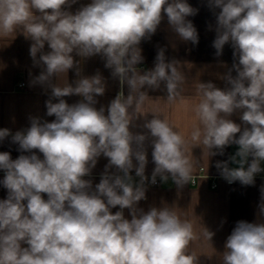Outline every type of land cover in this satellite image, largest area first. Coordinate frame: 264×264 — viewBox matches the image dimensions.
<instances>
[{
    "label": "clouds",
    "instance_id": "1",
    "mask_svg": "<svg viewBox=\"0 0 264 264\" xmlns=\"http://www.w3.org/2000/svg\"><path fill=\"white\" fill-rule=\"evenodd\" d=\"M77 2L0 0V38L19 32L32 41L30 56L41 71L30 86L51 90L46 115L55 117L52 122L29 117L30 127L15 134L0 129V141L11 136L22 153L13 160L9 152H0L5 172L0 183L8 192L0 200V264H198L190 244L201 237L210 243L215 233L201 224L197 232L175 207L145 212L138 204L146 199L147 183L155 184L157 177L163 182L170 177L178 188L190 182L198 169L194 147L208 157L238 146L215 165L229 184L252 186L264 172V0H207L216 17L215 56L230 44L234 60L222 77L224 89L211 81L195 85L198 99L191 111L197 123L187 135L158 109L146 111L151 98L142 90H158L163 83L166 102L183 103L187 82L180 62L167 61L160 48L152 69L141 73L137 65L144 60L139 45L155 34L164 16L181 40L197 45V29L187 18L198 9L187 0H91L70 11ZM95 55L129 89L107 109L95 107L106 90L104 77L81 74L82 61ZM70 69L77 76L71 83ZM73 95L82 99L69 104L64 97ZM234 113L240 123L230 118ZM140 117L144 122L137 125ZM137 127L146 131L131 130ZM149 143L155 164L150 180L145 175ZM101 155L108 163L93 188L84 177ZM260 192L264 216V185ZM224 247L222 264H264V223L237 221Z\"/></svg>",
    "mask_w": 264,
    "mask_h": 264
},
{
    "label": "crops",
    "instance_id": "2",
    "mask_svg": "<svg viewBox=\"0 0 264 264\" xmlns=\"http://www.w3.org/2000/svg\"><path fill=\"white\" fill-rule=\"evenodd\" d=\"M91 0H78L72 5V12H75L81 5L90 3ZM193 7L198 9L195 16L187 19L191 20L197 29L199 43L193 45L190 41L186 42L172 30L168 24L167 17L164 16L155 34L150 39L142 40L139 47L142 49L144 60L137 65L138 69L143 71L150 70L155 65V57L158 49H165L167 61L173 59L180 62L181 70L186 77L184 102L169 104L167 92L163 83L158 90L148 89L145 86L143 91L151 98L146 102L145 110L158 109L160 114L166 117L176 129L185 135L189 134L193 124L197 123L194 112L191 111V105L197 101L195 85L198 82L207 83L211 81L217 87L224 89L227 85L222 77L228 72L233 64V48L226 44L223 54L220 57L215 56V49L212 46L215 39L216 17L207 6V0H187ZM218 12L219 9H216ZM32 41L26 39L21 33L17 32L14 37L0 38V129L7 128L12 134L30 127L29 117H40L41 120L52 122L55 117L47 116L45 101L49 99L50 89L45 90L43 86H30V80L39 75L41 68L34 67L30 56V45ZM50 49L45 44L44 51ZM39 55V54H38ZM74 55V59L79 61L81 58ZM83 76H93L99 72L105 79L106 90L103 96L96 97L98 103L97 109L104 106L107 109L109 103L120 93L125 96L128 94L127 84H121L118 78L111 75V69L105 68V61L100 55L85 58L81 65ZM31 73V75H30ZM235 76V71L232 72ZM77 79L75 70L68 72L69 83ZM25 83L22 88L20 83ZM69 104L79 102L82 98L76 95L64 97ZM159 99V100H157ZM53 102H58L53 100ZM107 115V111L105 112ZM239 113H234L230 118L240 123ZM147 119H152V114H147ZM144 117L138 118L135 123L143 124ZM133 132L146 131L142 128H132ZM239 135V134H237ZM19 145L12 143L11 136L0 141V152H9L14 160L22 153L18 150ZM238 150L237 145L227 146L224 155L204 156L201 147H194L192 155L198 162V169L195 171L189 183L182 188L172 181L169 177L167 182L157 179L160 185L157 187L146 185V199L138 204L145 212L150 207L161 208L164 206L175 207L182 219H188L193 222L197 232H200V224L209 231L215 233L211 242L201 237L199 240L190 244L189 252L198 257V264H222V254L225 251V242L231 234L237 221L245 220L248 222L264 223V216L259 214V204L261 202L260 188L264 185V172L255 177V184L252 186H243L238 181L228 184L220 175L216 168L217 161H227L229 156L234 155ZM36 152L41 159L43 154ZM213 151H216L213 149ZM28 155L29 153H23ZM147 159L145 175L151 178L155 164L152 161V147L150 143L147 146ZM251 159V158H250ZM136 163V161H133ZM108 158L101 155L98 158L95 168L91 175L84 179L91 180L93 188L100 182L101 174L105 170ZM230 167L237 165L229 164ZM264 168V161L261 162ZM115 171V169H110ZM5 175L4 170H0V181ZM131 175L138 182L139 178L135 176L133 170ZM213 185H216L213 187ZM7 189L0 183V200L7 198ZM47 199L46 194H42ZM113 214L119 211V207L111 209ZM125 218L131 219L128 209L124 210ZM26 247L27 245H22Z\"/></svg>",
    "mask_w": 264,
    "mask_h": 264
},
{
    "label": "built area",
    "instance_id": "3",
    "mask_svg": "<svg viewBox=\"0 0 264 264\" xmlns=\"http://www.w3.org/2000/svg\"><path fill=\"white\" fill-rule=\"evenodd\" d=\"M20 86L22 87V88H24L25 87V83H20ZM262 173L263 172H261V173H259V174H257L256 176H260V175H262ZM255 176V177H256ZM228 183V182H227ZM229 184V183H228ZM233 184V183H232ZM149 185H151V186H154V187H157V186H159L160 185V182H159V180L157 179V182L155 183V184H151L150 182H149ZM216 185H213V187H215Z\"/></svg>",
    "mask_w": 264,
    "mask_h": 264
}]
</instances>
